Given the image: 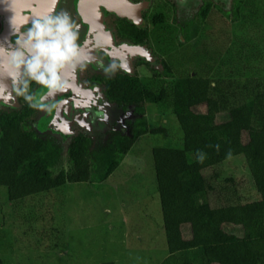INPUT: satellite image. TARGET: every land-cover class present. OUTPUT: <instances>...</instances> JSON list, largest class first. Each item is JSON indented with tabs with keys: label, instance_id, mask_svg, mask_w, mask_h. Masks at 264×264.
Masks as SVG:
<instances>
[{
	"label": "rangeland",
	"instance_id": "1",
	"mask_svg": "<svg viewBox=\"0 0 264 264\" xmlns=\"http://www.w3.org/2000/svg\"><path fill=\"white\" fill-rule=\"evenodd\" d=\"M201 1L179 0L178 18L174 21L167 14L160 23L157 41L149 46L153 61H145L146 66L139 69L138 83L144 90L141 104L127 105L123 113L111 111L99 130L81 121L86 114L79 119L83 134L91 137L86 181L68 182L17 201H10L6 187L0 185V264H160L164 260L168 252L151 149L155 145L180 146L183 139L168 99L172 79L165 64L176 76L182 69L192 73L197 67L192 60L203 66L210 57L219 56L230 38L237 55L244 49L252 56L251 62L237 67L241 80L264 77V0H241L237 9L235 0H207L203 18L195 13ZM203 46L210 47L204 52L209 57L199 54L192 60L183 59L185 53L198 52ZM163 88L167 100L162 102L158 93ZM0 95V112L18 109V103L4 100V93ZM24 111L26 128L58 147L54 172L68 170L67 146L76 134L71 123L58 121L54 125L46 114ZM139 117L145 118L148 129L162 130L138 137L117 168L106 179L98 180L96 156L105 153L115 131L130 135ZM226 118L222 113L217 121ZM213 171L216 177L211 180L208 196L212 206L244 204L257 197L243 155L228 157ZM224 229L242 233L234 224H225ZM182 231L189 236L188 225H183Z\"/></svg>",
	"mask_w": 264,
	"mask_h": 264
},
{
	"label": "trees",
	"instance_id": "2",
	"mask_svg": "<svg viewBox=\"0 0 264 264\" xmlns=\"http://www.w3.org/2000/svg\"><path fill=\"white\" fill-rule=\"evenodd\" d=\"M240 2L235 0V9ZM206 10L198 16L203 18ZM229 40L219 56L203 66L191 58L209 57L204 52L210 47L185 53V61L189 57L196 63L192 73L182 69L176 76L166 67L172 79L168 99L183 139L180 146L151 149L168 252L160 264H264V77L241 80L237 67L251 62L252 56L244 49L237 55ZM166 93L160 90V101L167 100ZM111 97L118 103L139 104L144 90L135 79H116ZM222 113L227 118L217 121ZM24 119V110L0 112V185L10 201L89 178L88 137L70 140V168L54 172L58 147L28 130ZM161 130L148 129L145 118L139 117L130 135L114 134L105 153L96 156L97 179H106L117 168L138 137ZM239 154L245 157L257 197L244 204L212 206L208 196L216 177L213 167ZM185 224L189 236L183 234ZM225 224L240 226L242 233L227 232Z\"/></svg>",
	"mask_w": 264,
	"mask_h": 264
},
{
	"label": "flooded vegetation",
	"instance_id": "3",
	"mask_svg": "<svg viewBox=\"0 0 264 264\" xmlns=\"http://www.w3.org/2000/svg\"><path fill=\"white\" fill-rule=\"evenodd\" d=\"M178 2L0 0V76L4 75L0 79V94L4 93V100L18 103V109L12 110L46 114L54 125L58 121L71 123L75 136L91 140L90 135L83 134L79 123L84 114L81 121L93 130L98 126L99 130L104 128L103 119L111 111L123 113L127 105L142 103H118L111 97L112 85L116 79H135L138 83L139 69L146 66L145 61H153L149 48L157 41L156 30L167 14L174 21L178 18ZM205 9L207 0L200 2L195 13L198 16ZM65 17L76 34L77 54L69 61H57V83L50 88L28 71L29 63L37 57L47 62L36 49L33 34L38 22Z\"/></svg>",
	"mask_w": 264,
	"mask_h": 264
},
{
	"label": "clouds",
	"instance_id": "4",
	"mask_svg": "<svg viewBox=\"0 0 264 264\" xmlns=\"http://www.w3.org/2000/svg\"><path fill=\"white\" fill-rule=\"evenodd\" d=\"M71 27L66 17L49 19L43 24L38 22L35 26L33 34L37 41L35 47L47 62L37 57L35 61L29 63L28 71L35 80L50 88L55 87L57 83L59 67L57 61H69L77 54L74 43L76 34L71 31Z\"/></svg>",
	"mask_w": 264,
	"mask_h": 264
}]
</instances>
